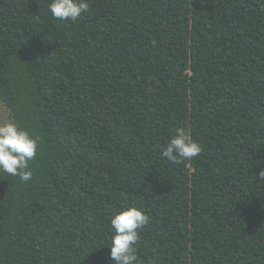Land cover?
<instances>
[{"label":"trees","instance_id":"1","mask_svg":"<svg viewBox=\"0 0 264 264\" xmlns=\"http://www.w3.org/2000/svg\"><path fill=\"white\" fill-rule=\"evenodd\" d=\"M88 2L0 0V101L39 140L0 173V264H115L128 205L138 264H264V0ZM178 127L203 150L173 163Z\"/></svg>","mask_w":264,"mask_h":264},{"label":"clouds","instance_id":"2","mask_svg":"<svg viewBox=\"0 0 264 264\" xmlns=\"http://www.w3.org/2000/svg\"><path fill=\"white\" fill-rule=\"evenodd\" d=\"M48 8L54 18L75 22L82 13L89 11L90 4L88 0H50ZM38 146V138L28 130L15 123H0V173L30 181L33 173L29 163L36 157ZM202 150V145L192 139L187 128L178 127L161 155L173 163H179L199 156ZM259 175L264 177V170ZM148 223V214L135 205L122 206L112 216L113 235L109 246L110 257L115 264H138L135 246L140 231Z\"/></svg>","mask_w":264,"mask_h":264},{"label":"rangeland","instance_id":"3","mask_svg":"<svg viewBox=\"0 0 264 264\" xmlns=\"http://www.w3.org/2000/svg\"><path fill=\"white\" fill-rule=\"evenodd\" d=\"M12 123L10 118L9 110L5 107V105L0 101V123Z\"/></svg>","mask_w":264,"mask_h":264}]
</instances>
